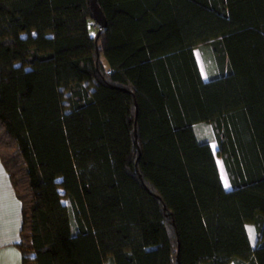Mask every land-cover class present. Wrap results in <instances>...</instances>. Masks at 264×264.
Listing matches in <instances>:
<instances>
[{"label": "trees", "instance_id": "16d2710c", "mask_svg": "<svg viewBox=\"0 0 264 264\" xmlns=\"http://www.w3.org/2000/svg\"><path fill=\"white\" fill-rule=\"evenodd\" d=\"M97 2L0 0L22 264H264V0Z\"/></svg>", "mask_w": 264, "mask_h": 264}, {"label": "crops", "instance_id": "0c3cea01", "mask_svg": "<svg viewBox=\"0 0 264 264\" xmlns=\"http://www.w3.org/2000/svg\"><path fill=\"white\" fill-rule=\"evenodd\" d=\"M202 77L207 79L203 75ZM224 188L229 189L226 186ZM21 220L20 201L0 161V264H22L21 252L17 246ZM246 228L253 242L254 231L249 225Z\"/></svg>", "mask_w": 264, "mask_h": 264}, {"label": "rangeland", "instance_id": "374dc122", "mask_svg": "<svg viewBox=\"0 0 264 264\" xmlns=\"http://www.w3.org/2000/svg\"><path fill=\"white\" fill-rule=\"evenodd\" d=\"M195 57L200 69V72L205 78H209L218 73V64L215 59L214 54L208 44L198 45L195 50ZM104 67L107 68V64L104 62ZM194 132L200 139H208L210 141V146L215 154V158L218 164V169L220 172L221 180L223 181V185L227 188L229 187L228 179L226 177V173L224 172V168L222 165L221 158L217 156V144L215 142V134L213 132V128L210 123H198L194 125ZM249 228L253 229L251 224H248ZM254 230V229H253Z\"/></svg>", "mask_w": 264, "mask_h": 264}, {"label": "water", "instance_id": "95a60500", "mask_svg": "<svg viewBox=\"0 0 264 264\" xmlns=\"http://www.w3.org/2000/svg\"><path fill=\"white\" fill-rule=\"evenodd\" d=\"M86 2H87V7L89 10L90 16L92 17V19L95 21V23L98 26V30L96 33V38H97L101 30L106 26V19L103 15V12L100 6L98 5L97 0H86Z\"/></svg>", "mask_w": 264, "mask_h": 264}, {"label": "snow or ice", "instance_id": "6c2138e0", "mask_svg": "<svg viewBox=\"0 0 264 264\" xmlns=\"http://www.w3.org/2000/svg\"><path fill=\"white\" fill-rule=\"evenodd\" d=\"M227 186V185H226Z\"/></svg>", "mask_w": 264, "mask_h": 264}]
</instances>
